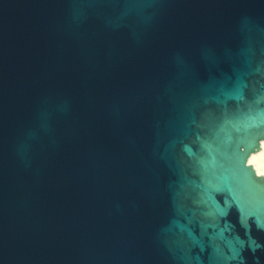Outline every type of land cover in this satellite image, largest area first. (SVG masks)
I'll return each instance as SVG.
<instances>
[{
	"label": "water",
	"instance_id": "95a60500",
	"mask_svg": "<svg viewBox=\"0 0 264 264\" xmlns=\"http://www.w3.org/2000/svg\"><path fill=\"white\" fill-rule=\"evenodd\" d=\"M262 139L264 0H0V264H264Z\"/></svg>",
	"mask_w": 264,
	"mask_h": 264
},
{
	"label": "bare ground",
	"instance_id": "6f19581e",
	"mask_svg": "<svg viewBox=\"0 0 264 264\" xmlns=\"http://www.w3.org/2000/svg\"><path fill=\"white\" fill-rule=\"evenodd\" d=\"M259 145L261 149L258 152L250 153L247 163L253 167L257 175L264 176V139L260 141Z\"/></svg>",
	"mask_w": 264,
	"mask_h": 264
}]
</instances>
